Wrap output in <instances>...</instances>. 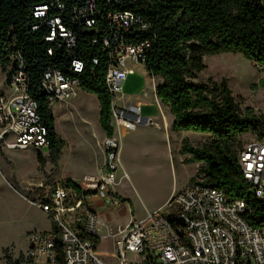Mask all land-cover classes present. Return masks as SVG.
I'll return each mask as SVG.
<instances>
[{
	"label": "trees",
	"instance_id": "1",
	"mask_svg": "<svg viewBox=\"0 0 264 264\" xmlns=\"http://www.w3.org/2000/svg\"><path fill=\"white\" fill-rule=\"evenodd\" d=\"M87 1L0 0V67L3 72L7 70L12 54L23 58L28 91L38 101L46 128L48 159L54 167L47 175V183L57 171L65 142L55 131L54 115L46 96L38 90L39 81L50 68L76 79L82 91L96 96L99 125L106 137H112L113 95L104 80L109 58L102 44L112 26L105 14L129 11L140 16L146 28L135 26L124 36L133 42H150L143 65L150 76L162 80L155 86V95L173 116L170 129L209 137V142L201 147L182 139L179 153L189 155L186 162L199 164L196 173L203 174L205 185L221 189L230 199L245 202L243 217L249 225L264 227V203L247 191L237 163L242 147L237 138L264 130V117L256 118L249 108L242 113L225 79L220 83L211 79L206 83L194 81L205 68L203 57L219 53L241 54L264 71V0H91L95 4L91 26L76 13ZM58 4L62 8H57ZM42 5L47 6L45 16H35V8ZM55 17L71 32L72 46L57 34L47 40V21ZM73 61L82 64L80 72L73 70ZM35 155L42 168V153L37 150ZM66 181L79 190L70 179ZM44 196L48 201L49 194ZM86 237L97 248L99 236ZM23 262V254L16 259L7 256L6 260V264Z\"/></svg>",
	"mask_w": 264,
	"mask_h": 264
},
{
	"label": "built area",
	"instance_id": "2",
	"mask_svg": "<svg viewBox=\"0 0 264 264\" xmlns=\"http://www.w3.org/2000/svg\"><path fill=\"white\" fill-rule=\"evenodd\" d=\"M94 5L89 0L76 9L87 26L94 23ZM57 8L62 6L58 4ZM46 11L47 6H38L35 16L43 17ZM105 18L112 31L102 41L109 58L104 80L114 97L121 94L126 76L133 72L128 64H144L150 42H133L124 36L135 26L146 28L140 16L129 11H109ZM47 23L50 26L47 40H53L57 34L65 38L68 46L74 44L71 32L63 28L58 17ZM10 59L5 72L10 93H0V149L41 150L48 143L38 101L28 91L23 58L12 54ZM72 66L75 72L82 69L78 61H73ZM78 89L76 79L54 68L45 71L38 84L50 108L70 100ZM125 109L139 114L138 106L127 105ZM122 114L121 108L112 105L111 117L116 119L117 126L133 129L132 122L121 120ZM250 134L253 139L239 149L237 163L247 191L264 203V130ZM103 150L105 172L86 182L85 188L77 190L65 180H53L46 192L49 200L45 201L43 194L32 201L47 215L50 227L29 233L23 264H110L97 255L93 242L86 237L97 235L98 230V216L89 208L87 196L112 205L119 202L110 190L119 167V140L106 137ZM203 179L202 173H195L172 194L163 209L148 212L124 226L118 225L113 235L114 264H264V227L255 228L247 223L242 199H230L221 189L205 185ZM74 219L83 225L81 232L71 227Z\"/></svg>",
	"mask_w": 264,
	"mask_h": 264
},
{
	"label": "rangeland",
	"instance_id": "3",
	"mask_svg": "<svg viewBox=\"0 0 264 264\" xmlns=\"http://www.w3.org/2000/svg\"><path fill=\"white\" fill-rule=\"evenodd\" d=\"M203 62L205 68L195 82L206 83L211 79L220 83L225 79L242 113L249 108L256 118L264 117V71L238 53L206 55ZM6 78V73L0 67L2 91L7 88ZM131 80L133 82L135 79ZM77 94L70 100V105L67 102L57 103L51 108L55 131L66 144L61 151L58 170L48 183L34 149H4V153L0 149V264H6L7 256L16 259L19 254L25 255L30 232L50 227L47 215L32 203L47 192V184L53 180L66 181L71 178L84 187L97 175L95 168L100 163L98 140L101 139L99 107L93 94ZM119 96L115 94L113 100L122 106ZM147 102L149 104L142 115L158 118L157 105L150 98ZM176 138L179 141L177 152L174 144ZM184 138L197 147L209 142L207 135L193 131L173 132L168 139L163 131L142 125L122 135L119 167L115 185L110 189L119 202L107 204L90 194L86 198L89 208L98 213L97 234L100 243L96 252L107 263L116 262L113 235L117 226L139 220L146 210L164 205L197 172L199 164L186 162L189 155L179 153ZM252 139V135L246 133L239 136L237 141L243 145ZM41 152L48 155L49 151L45 147ZM52 166L47 158L44 169ZM124 173L126 176H123ZM71 227L81 232L83 225L74 219Z\"/></svg>",
	"mask_w": 264,
	"mask_h": 264
},
{
	"label": "crops",
	"instance_id": "4",
	"mask_svg": "<svg viewBox=\"0 0 264 264\" xmlns=\"http://www.w3.org/2000/svg\"><path fill=\"white\" fill-rule=\"evenodd\" d=\"M128 66L133 69V72L129 73L126 76V80L123 83L121 94H119L120 95L119 97L122 98V102H123L122 104L123 105L120 106L117 103H115L114 100L112 101V105L114 107H118V108H121L123 110V114L120 117L121 120H126V121L132 122L134 124L133 129H128L125 126H117L116 119L111 117V124L113 126V137L119 140V156L121 154L122 135L124 134V132L126 133L128 131H134L138 127V125H142L145 127H151L155 130H161L165 133V136H167L168 139L171 138V133L174 132L170 129L171 123L173 121L172 114L170 113L168 107L161 104L155 95V86H156V84L160 83L162 80L158 77L150 76L146 72L144 65H142V64L134 65V64L129 63ZM131 78H134L135 80L132 82ZM8 91L9 90L7 88H5L4 91L0 90V93H8ZM77 92L82 93L84 96L89 94L85 91H82L80 88L77 90ZM77 92H76V94H77ZM126 94H127V96H126ZM95 98H96V96H95ZM148 98H150L151 101H154V103L157 105L158 112H159L158 118L152 119V118H149L148 116L145 117L144 115H142L144 108L147 107V105L149 104L147 102ZM92 99H94V98H92ZM70 100H72V98ZM70 100L67 101L68 105H70V102H71ZM96 100H97V98H96ZM97 103H98V101H97ZM127 105L138 106L139 107V114L135 115L132 112H130L129 110H126L125 106H127ZM98 118H99V109H98ZM98 125H99V121H98ZM99 129H100L99 133H100L101 139L98 140V147H99V154H98L99 160L98 161H100V163L95 168V174H97V175H95V177L100 176L101 174H103V172H105V153L103 150V140L106 138V136H105V133L103 132V130L101 129L100 125H99ZM177 142L179 143L178 139L177 138L174 139L176 152H177ZM65 144H64V146H65ZM64 146H63V148H64ZM1 150H3V153H4V149H1ZM36 151L37 150H35V152ZM39 151L41 152V150H39ZM42 156L44 157L45 163L41 169H42V171H44L46 173V175H49V174H51V171L53 170L54 167L53 166L51 168L48 167L47 170H45L44 166L47 163L48 155L42 154ZM59 159H60V157H59ZM59 159L57 162V170H58V165H59ZM68 179H70L74 184H76L71 178H68ZM76 185L79 187H83L82 185H78V184H76ZM84 186H85V184H84ZM165 205H166V203L162 206H159L155 209H152L151 211L146 210L145 215L148 212H152L154 210L164 208ZM97 216H98V213H97ZM129 222L130 221H128L127 223H129ZM113 239L115 241L116 238H113Z\"/></svg>",
	"mask_w": 264,
	"mask_h": 264
}]
</instances>
